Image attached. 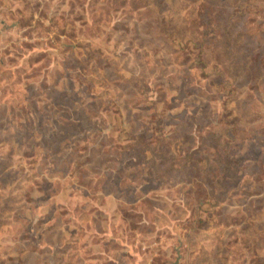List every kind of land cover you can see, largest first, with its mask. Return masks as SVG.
Segmentation results:
<instances>
[{"label": "rangeland", "instance_id": "1", "mask_svg": "<svg viewBox=\"0 0 264 264\" xmlns=\"http://www.w3.org/2000/svg\"><path fill=\"white\" fill-rule=\"evenodd\" d=\"M0 264H264V0H0Z\"/></svg>", "mask_w": 264, "mask_h": 264}]
</instances>
